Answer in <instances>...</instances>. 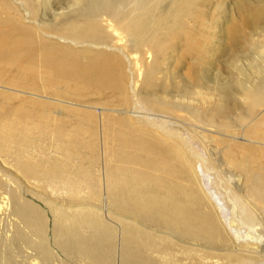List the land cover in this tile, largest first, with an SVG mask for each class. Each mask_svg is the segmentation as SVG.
I'll return each mask as SVG.
<instances>
[{"label": "bare ground", "instance_id": "6f19581e", "mask_svg": "<svg viewBox=\"0 0 264 264\" xmlns=\"http://www.w3.org/2000/svg\"><path fill=\"white\" fill-rule=\"evenodd\" d=\"M212 2L0 0V264H264V0L227 81Z\"/></svg>", "mask_w": 264, "mask_h": 264}, {"label": "rangeland", "instance_id": "374dc122", "mask_svg": "<svg viewBox=\"0 0 264 264\" xmlns=\"http://www.w3.org/2000/svg\"><path fill=\"white\" fill-rule=\"evenodd\" d=\"M62 1H63V5H66V3L69 2V0L68 1L62 0ZM215 1H217V0H214V2H212V3H215V5L218 3H221V0H218V2H215ZM250 1H253V0H222V3H224L225 7H224V14L221 15V16H223L222 20H220L221 23L216 24L214 20H210V22H211L210 28H208L206 24H203L202 26H199V25L195 26L194 22H191L192 28L188 34V44L200 43L201 49H199L196 52L195 57H197V56L199 57V55H201V59L204 58L203 60L205 61V64L208 65V66H206L207 68L205 67L204 71H206V72H204V73L209 74L212 80L214 78H216L220 81L221 80L225 81L226 79L228 80L229 77H231V76L232 77H234V76L238 77L239 76L238 78H240V79H243V77H244V79H245L246 74H253V71L249 70L248 67L244 69V72H243V70L241 72V70L238 68L239 66L236 67L233 64H231L232 60L235 61V60L239 59L240 61H244L245 60L244 58H247L250 53L246 51L245 53H242V55H241V53L235 54V51L232 50V52H231L230 51L231 49H228V46L232 45L231 38H232V34H233V32H235V30L241 29V31H239V34H244L245 32L249 31V24H248L247 20L250 19V17H249L250 15H249L248 11H246V9L250 7ZM194 9H195V12L197 11L196 13H199V10H196V8H194ZM216 13H218V10L215 12V14ZM57 20L62 21L59 19H57ZM240 24H242V26H239ZM216 25H217V27H216ZM201 41H204V46L201 44ZM223 47H225V48L227 47L226 48L227 51H224L225 48H223ZM180 53L183 56L186 55L188 57V59H190L189 53L186 52L185 50H183L182 48L181 49L179 48V50H178V55H177L178 57H180ZM239 55L241 58H242V56H244V57L241 59V58H239ZM235 56H238V58H236ZM184 61H186L188 65L187 64L186 65H179L178 68L175 69L176 63L174 62L171 69L175 70L176 72H178L180 74L185 73L187 71L186 67L188 68V66H189V63H188L189 60H186V58H185ZM233 66H234V68H232ZM231 71H232V73H231ZM228 73H230L231 76ZM221 74H222V76H221ZM214 75H216V77ZM243 140L244 139L241 138V141H243ZM202 179H203L202 184L205 187V190L207 189L209 191V193H211V194L213 192L214 193L217 192L216 184L214 183L211 185V181H210L211 179H209L207 176L206 177L203 176ZM212 187L216 190V192H215V190H213ZM207 190H206V192H208ZM221 196L223 197V195H221Z\"/></svg>", "mask_w": 264, "mask_h": 264}]
</instances>
